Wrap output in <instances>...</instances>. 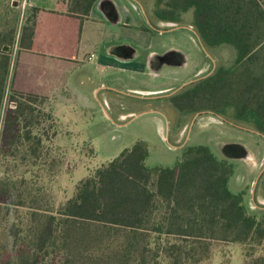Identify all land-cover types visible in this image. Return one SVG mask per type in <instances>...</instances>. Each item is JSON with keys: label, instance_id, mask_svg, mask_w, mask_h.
I'll list each match as a JSON object with an SVG mask.
<instances>
[{"label": "rangeland", "instance_id": "rangeland-1", "mask_svg": "<svg viewBox=\"0 0 264 264\" xmlns=\"http://www.w3.org/2000/svg\"><path fill=\"white\" fill-rule=\"evenodd\" d=\"M13 1L17 2L14 7L19 16L13 45H5L10 53L11 71L0 112V264H121L122 258H129L122 247L133 234L128 228L71 220L59 226L58 221L63 219H59L58 211L76 195L81 180L137 141L147 146L149 167L174 166L188 146L205 145L233 165L229 190L237 193L247 188L255 177V163L258 165L259 157L254 158V153L258 144L263 145L258 142L259 136L239 131L232 123L170 116L167 121L154 113L163 108L151 99L168 90L167 79L171 75L165 71V76L155 77L147 70L150 39L137 31V12L154 19L155 0H111L121 16L111 27L118 36L100 44L93 58L103 64L107 61L106 69L98 72L97 65L79 63L65 85L41 86L36 90L21 89L15 81L18 55L26 51L18 46L22 27L34 25V33L39 30L41 38L44 20L52 19L55 23L53 18L68 20L79 12L70 0H53L54 8L64 11H50L46 15L36 0H8L9 4ZM50 13L52 16H48ZM58 14L63 17L58 18ZM124 14L133 19L129 25H120ZM181 15L182 26L156 44L160 47L169 40L180 42L188 57L187 72L191 73L203 64V58L200 60L197 54V49H201L197 36L189 29L194 21L193 9ZM5 18L8 19L0 5V19ZM70 24L64 28L66 35ZM28 33L26 30L25 35ZM84 38H96L90 25L84 30ZM87 46L85 50H89ZM205 50L221 58L225 67H231L237 56L235 48L227 43L214 47L206 44ZM36 51L44 52L40 45ZM202 55L209 61L205 51ZM11 94L18 97L21 106H30L32 113L17 117ZM30 95L33 97L28 99ZM4 110L9 113L7 126L3 124ZM226 112L233 115V122H237L234 118L253 122L250 112L236 111L234 105ZM29 131L30 137L26 138ZM231 143H241L252 155L251 160L231 158L222 152L221 146ZM248 199L243 200L248 214L264 218V211L254 208L256 204ZM263 249L264 239L260 244L211 241L210 257L199 264H241Z\"/></svg>", "mask_w": 264, "mask_h": 264}, {"label": "trees", "instance_id": "trees-1", "mask_svg": "<svg viewBox=\"0 0 264 264\" xmlns=\"http://www.w3.org/2000/svg\"><path fill=\"white\" fill-rule=\"evenodd\" d=\"M95 1L70 0L82 15H88ZM0 5L8 18L0 19L1 112L11 71L10 53L3 46L13 45L19 15L8 0H0ZM189 9L207 43H227L237 53L233 65L221 69L214 78L217 82L204 85L203 92L213 90L220 110L233 103L239 112H250L264 132V0L154 1V10L162 17ZM33 35L34 25H24L19 48L30 49ZM9 98L16 102L17 117L32 113L14 94ZM3 124H10L5 110ZM147 156L146 144L137 141L81 180L76 195L58 211L63 219L59 226L71 220L128 228L133 234L122 247L132 261L122 258L121 264H199L210 257L211 241L260 244L264 239V218L248 214L243 192L228 188L233 165L226 159L205 145L188 146L171 167H149ZM241 264H264V249Z\"/></svg>", "mask_w": 264, "mask_h": 264}, {"label": "flooded vegetation", "instance_id": "flooded-vegetation-1", "mask_svg": "<svg viewBox=\"0 0 264 264\" xmlns=\"http://www.w3.org/2000/svg\"><path fill=\"white\" fill-rule=\"evenodd\" d=\"M131 5L134 9H137L135 3L132 2ZM140 6L144 11V7L141 3ZM125 12H127V10H125ZM137 16L138 33H144L148 35L150 39V42L147 43L149 49L148 52H150V54L145 60L147 70L155 77H158L159 75L163 76L165 71L170 72L171 75L167 79V83L169 84L167 86L168 90L163 93H157L156 96H153L151 99L163 108V110H154V113L167 121L169 116L174 119L188 117L190 121H195L198 118L210 120L213 117H216L220 120L217 122L232 123L231 126L239 131L249 135L259 136L261 140L258 142H262L263 145L259 147L260 144L257 143V153H254V158L255 156L256 158L259 157L258 165L260 166L255 163V177L242 192L243 200L249 198V202L256 204L254 208L264 211V132L259 129L254 122L237 118H234L237 122L231 121L233 115H229L226 112V109L234 104H223L220 110L213 99V90H211V92H203L204 85H214L217 82L214 78L221 69L229 68L224 66V62L221 58L217 55L209 54L205 50L206 44L211 47L216 45L207 43L193 23L189 29L197 36V43L199 47H201V49H197V54L200 60L203 58V64L195 68L193 72L188 73L186 69L188 62L187 53L181 48L180 42L176 44L175 41L172 43L169 40V42L162 44L160 47L156 44V42L162 43L164 41V39H162L163 37L176 31L182 26V15L162 17L153 10L154 19L145 17L142 12H137ZM131 20H133L131 17L129 18L124 14L123 22L121 21L120 25H129ZM151 47H154L155 49L151 50ZM204 51L207 53L209 61L202 55V52ZM123 52L128 54L127 51L123 50ZM116 63L122 65V63L118 61ZM145 66L143 67L145 68ZM236 111H239V109H236ZM221 148L222 152H226L231 158L240 160L247 159L248 161L252 158V155L244 149V146L241 143L224 144ZM236 151L239 153L237 154ZM251 163H253V161H251ZM245 195L247 196L246 198H244ZM257 202L260 203L261 206L258 205Z\"/></svg>", "mask_w": 264, "mask_h": 264}, {"label": "crops", "instance_id": "crops-1", "mask_svg": "<svg viewBox=\"0 0 264 264\" xmlns=\"http://www.w3.org/2000/svg\"><path fill=\"white\" fill-rule=\"evenodd\" d=\"M54 1L36 0L42 9L41 12L45 15L50 11H64L54 8L56 6ZM98 1L96 0L92 4L88 15L79 14L77 17H71L68 20L66 18H53L55 23L52 19L42 22L41 38H39V30L36 29L32 37L31 48L24 49L26 51L18 55L15 81L19 88L36 90L41 86L55 88L62 84L65 85L70 73L77 69L76 66L79 63L97 65L98 72H103L106 69L107 66L104 64L107 61H104L103 64V62L93 60L94 51L106 40L111 41L113 37L116 39L118 34L116 29L111 28L114 24L103 16ZM60 15L62 14H58V18L63 17ZM48 16H52L51 13ZM71 19L73 21L70 24L68 22ZM67 24H70L68 35L64 31ZM87 25H90L96 34L95 39L85 40L84 30ZM37 45L41 46L44 50L43 53L36 51ZM86 45H88L89 50H85Z\"/></svg>", "mask_w": 264, "mask_h": 264}, {"label": "water", "instance_id": "water-1", "mask_svg": "<svg viewBox=\"0 0 264 264\" xmlns=\"http://www.w3.org/2000/svg\"><path fill=\"white\" fill-rule=\"evenodd\" d=\"M16 1L12 2V6H16ZM98 6L99 9L102 11V14L104 15V17L112 24H117L118 21H120V13L117 9V7L111 2V0H99L98 1ZM104 7V9H103ZM3 50L4 51H8L7 46H3ZM210 120H215V121H220L218 120L216 117L210 119ZM237 154L239 153L238 151H236Z\"/></svg>", "mask_w": 264, "mask_h": 264}]
</instances>
